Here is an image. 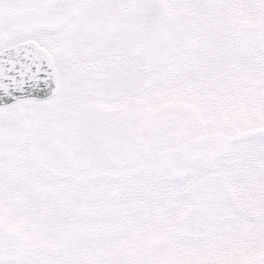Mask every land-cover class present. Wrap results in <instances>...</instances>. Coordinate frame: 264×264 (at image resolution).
<instances>
[{"label":"snow or ice","instance_id":"obj_1","mask_svg":"<svg viewBox=\"0 0 264 264\" xmlns=\"http://www.w3.org/2000/svg\"><path fill=\"white\" fill-rule=\"evenodd\" d=\"M0 264H264V0H0Z\"/></svg>","mask_w":264,"mask_h":264}]
</instances>
